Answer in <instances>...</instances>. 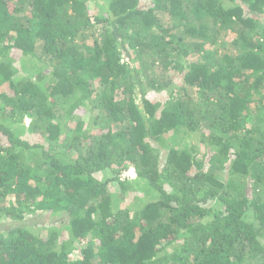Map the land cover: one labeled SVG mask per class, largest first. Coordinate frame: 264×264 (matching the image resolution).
Listing matches in <instances>:
<instances>
[{"label": "trees", "instance_id": "obj_1", "mask_svg": "<svg viewBox=\"0 0 264 264\" xmlns=\"http://www.w3.org/2000/svg\"><path fill=\"white\" fill-rule=\"evenodd\" d=\"M263 124L264 0H0V264H264Z\"/></svg>", "mask_w": 264, "mask_h": 264}, {"label": "rangeland", "instance_id": "obj_2", "mask_svg": "<svg viewBox=\"0 0 264 264\" xmlns=\"http://www.w3.org/2000/svg\"><path fill=\"white\" fill-rule=\"evenodd\" d=\"M96 2L99 1L100 4L103 3V0H95ZM98 11L99 12H102V8H98ZM234 38H235V35L232 34L230 36H227V39L226 41L225 40H220V44L219 47L220 48H225L226 47V42L230 45H232V42L234 41ZM88 42H92V38H89V41ZM228 45V46H229ZM20 63L17 62V65H19ZM197 94V93H196ZM27 123L30 122L29 119L26 120ZM264 125V124H263ZM196 139V138H195ZM203 149V147L201 148ZM127 174H130V171L127 170L126 171ZM133 176L129 175L130 179L132 180L131 181V188L128 189V192H126L125 194H121V196L124 197L125 201L123 203V207H126L128 205L130 206H136V204L140 205L143 201H150L151 198L147 195H144V192H143V189L142 190H137V188L135 187V185H137V178L135 175V173H132ZM133 187H135L134 189H132ZM118 188V186L116 187H113V191H115L116 189ZM145 190V189H144ZM144 199V200H141V199ZM48 217L45 219V217H41V216H36L34 217L32 220L29 219L26 224H30V225H33L34 226V229L38 230V229H43L44 228V232H46V228L47 226H45V220H47ZM50 219V225H55V226H60V218L59 217H49ZM23 222H15V221H12V220H2L0 221V232L2 231H6L8 229H11L12 227H14L15 225L17 224H22ZM48 233V232H47ZM246 264H249V263H246ZM250 264H257V262H254V263H250Z\"/></svg>", "mask_w": 264, "mask_h": 264}]
</instances>
